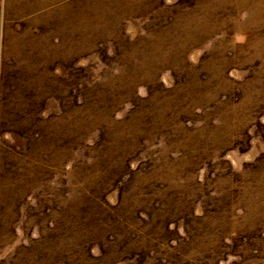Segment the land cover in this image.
Instances as JSON below:
<instances>
[{
	"label": "rangeland",
	"instance_id": "rangeland-1",
	"mask_svg": "<svg viewBox=\"0 0 264 264\" xmlns=\"http://www.w3.org/2000/svg\"><path fill=\"white\" fill-rule=\"evenodd\" d=\"M0 264H264V0H0Z\"/></svg>",
	"mask_w": 264,
	"mask_h": 264
}]
</instances>
